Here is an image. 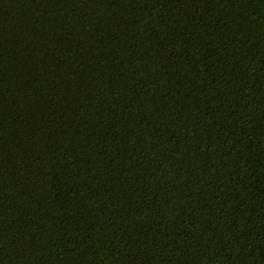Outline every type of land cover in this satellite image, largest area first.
<instances>
[{"label":"trees","instance_id":"obj_1","mask_svg":"<svg viewBox=\"0 0 264 264\" xmlns=\"http://www.w3.org/2000/svg\"><path fill=\"white\" fill-rule=\"evenodd\" d=\"M0 264H264V0H0Z\"/></svg>","mask_w":264,"mask_h":264}]
</instances>
